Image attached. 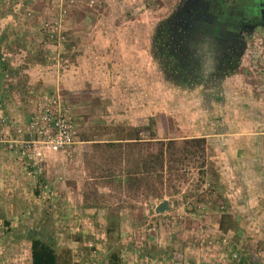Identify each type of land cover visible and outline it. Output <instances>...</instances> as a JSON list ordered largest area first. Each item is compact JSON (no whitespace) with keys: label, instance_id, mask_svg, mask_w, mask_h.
Listing matches in <instances>:
<instances>
[{"label":"rangeland","instance_id":"rangeland-1","mask_svg":"<svg viewBox=\"0 0 264 264\" xmlns=\"http://www.w3.org/2000/svg\"><path fill=\"white\" fill-rule=\"evenodd\" d=\"M179 1L0 0L5 129L55 93L79 131L33 176L0 127V264H30L34 237L76 264H108L113 251L121 264H264V33L221 83L178 86L152 39ZM134 123L147 129L138 161L157 151L153 131L177 145L163 177L129 186L138 153L108 143ZM193 138L203 151L184 144Z\"/></svg>","mask_w":264,"mask_h":264},{"label":"flooded vegetation","instance_id":"flooded-vegetation-1","mask_svg":"<svg viewBox=\"0 0 264 264\" xmlns=\"http://www.w3.org/2000/svg\"><path fill=\"white\" fill-rule=\"evenodd\" d=\"M259 31L264 0H180L157 30L164 69L186 84L217 85Z\"/></svg>","mask_w":264,"mask_h":264},{"label":"built area","instance_id":"built-area-1","mask_svg":"<svg viewBox=\"0 0 264 264\" xmlns=\"http://www.w3.org/2000/svg\"><path fill=\"white\" fill-rule=\"evenodd\" d=\"M2 142L16 153L29 175L38 176L44 170L46 152H59L78 140L77 124L58 94H46L30 111L27 121L11 135L0 116Z\"/></svg>","mask_w":264,"mask_h":264},{"label":"crops","instance_id":"crops-1","mask_svg":"<svg viewBox=\"0 0 264 264\" xmlns=\"http://www.w3.org/2000/svg\"><path fill=\"white\" fill-rule=\"evenodd\" d=\"M152 40H153V42L155 41L156 44H157L156 55H157V58L159 60V63L161 64L162 69L165 70L164 69V63H162L164 61H163V58H162V53L160 52V44H159V41H158V33L157 32L154 35V38ZM166 73H167V71H166ZM175 82L177 83L178 86H196V85H194V83L192 85L191 84H186V83H183V81H181V80L180 81L178 80V81H175ZM147 111H148V109H147ZM137 125H138V123H134L133 125H131V127L120 128V134L122 133V136L119 137V138H116L115 139V142L113 141L111 143H121L122 146L121 147L120 146H118V147H109V148H113V149L119 150L120 152L121 151H124L125 149H129L131 152L133 151L135 153H138L137 158L135 159L136 169L133 170V172L130 173V177L131 176H135L139 180V174H143V173H145V174H147L149 176H153V175H156V174H160L163 177V175L165 174V172H167V170H166V167H168V162L167 161H165V165H164L165 167H164V169L162 171H159V172H154V170H153L154 169L153 168V154L154 153H151L148 158L146 156L144 160L141 159L140 161H138V156L142 152V147L144 146V143H147V141H146V139L140 138L141 139L140 142H134L135 141V138H138V135L141 132V131L138 132V127L139 126H137ZM77 129H78V127H77ZM144 129H146V128H144ZM142 131H144V130H142ZM153 132H154V135H155L154 137H156V135L159 134V131H156V132L153 131ZM128 134H130V135H128ZM157 140L158 141H164L166 143L168 141H174V140H171V139L161 140L160 137L159 138L156 137V139L151 138L150 139V142H152L153 143V146H155L157 148H158V145H155L154 144V141H157ZM176 145H175V147H176ZM68 148H66V149H64L62 151H59V152H46L45 154L47 156V161H46V165H45V169L44 170H46V172H47V168H48V165H49L48 163L51 162L50 159H51L52 156H54V155H56L58 153H61L63 151H66ZM169 153H170V150L168 151L167 154H169ZM165 158H166V154H165ZM9 163L11 164V161L7 163V165H8L7 168H12L11 166H9ZM230 165H232V163H230ZM263 165H264V163H258L257 164V166H260L259 171H257L258 182L259 183H262V181H263V185L260 184L258 187H256L262 193H264V168L263 169L261 168V167H263ZM5 173L8 174L7 171H5ZM24 176H25V174L23 173V171L21 169V185L22 184H25L26 180H29L28 178H25ZM128 177H129V175L126 176V179L124 181H126ZM135 177L133 178V180L134 181H137V179ZM6 180H8V179L6 178ZM249 188L252 189L253 186L252 187H249ZM21 189H22V187H21ZM222 223H223V221H222ZM222 226L224 228H226L224 226V223L222 224ZM220 228H221V222H220ZM29 245H30L29 259H30V264H31L32 263V258H31V241H30Z\"/></svg>","mask_w":264,"mask_h":264},{"label":"trees","instance_id":"trees-1","mask_svg":"<svg viewBox=\"0 0 264 264\" xmlns=\"http://www.w3.org/2000/svg\"><path fill=\"white\" fill-rule=\"evenodd\" d=\"M146 130L143 128H139L138 132ZM155 135L153 134L154 137ZM141 139L135 138L134 142H140ZM155 145H158L157 151L153 154V170L154 172H159L164 169L165 161L169 163L170 158H168V151L172 150L176 144V141H168L167 143L164 141H154ZM185 145H190L191 147L197 148V149H202L204 150V144H205V139L204 138H194L190 140H185L184 141ZM110 147H118L122 146L121 143H108ZM166 154V158H165ZM112 173L109 174L107 177H112ZM130 177V175H129ZM127 178L126 184L129 186H132L136 181L128 180ZM133 181V182H132ZM224 223V220H223ZM221 222V230L227 231L229 229L224 228L222 226L223 224ZM108 235L112 237V234L114 233V229H111L110 227L108 228ZM31 258H32V263L31 264H76L73 263L72 259L69 256V251L65 250L64 253H58L56 250L55 246L45 239L41 237H34L31 240ZM108 264H121V258L120 255L118 254V251H113L110 255L109 258V263Z\"/></svg>","mask_w":264,"mask_h":264},{"label":"water","instance_id":"water-1","mask_svg":"<svg viewBox=\"0 0 264 264\" xmlns=\"http://www.w3.org/2000/svg\"><path fill=\"white\" fill-rule=\"evenodd\" d=\"M169 208L168 202L167 201H163L162 203H160L157 208H156V213L160 214L165 212L167 209Z\"/></svg>","mask_w":264,"mask_h":264}]
</instances>
